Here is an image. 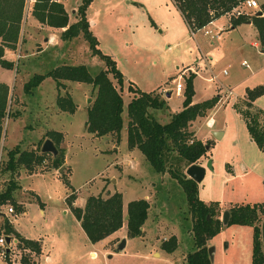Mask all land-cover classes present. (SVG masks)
Segmentation results:
<instances>
[{
  "label": "rangeland",
  "instance_id": "obj_1",
  "mask_svg": "<svg viewBox=\"0 0 264 264\" xmlns=\"http://www.w3.org/2000/svg\"><path fill=\"white\" fill-rule=\"evenodd\" d=\"M81 3L82 0L65 1L72 23L76 21L73 10ZM88 7V19L97 25L92 32L99 49L116 61L127 83L132 82L146 92L161 86L166 89L163 95L168 109L149 111L159 122L167 123L169 113L182 109L183 92L182 97L175 94L176 83L185 86L186 78L193 72L183 75L184 68L193 66L199 70L193 80L195 102L224 95V102L197 118L201 123L213 115V128L208 129L206 123L197 128L199 124L194 122L188 129L198 130V138L210 144L209 159L200 161L206 174L198 183V195L208 205L218 202L215 216L221 219L231 205L264 203V152L251 141L244 120L233 111L228 99L230 94L231 98L237 96L238 105L243 101L238 98H244L247 89L264 86V55H259V48L254 47L259 38L250 26L244 25L232 34L222 33L219 26L229 23L222 18L216 28L210 26L192 34L172 0H92ZM241 11L249 16L256 13L247 6ZM31 21L32 18L22 46L5 55L15 63L14 67L0 66V81L9 86L10 112L4 121L6 139L0 154L5 160L6 150L17 144L22 150H30L53 130L63 134L59 148L64 164L61 173V167L56 169L53 164L58 155L48 153L34 173L22 170L16 177L20 187L15 199L26 213L8 205L5 219L27 239L37 240L43 246L41 256L16 249L12 256L16 255L17 264H187L186 255L194 250L193 221L182 185L168 172L152 168L140 150L127 146L126 105L132 94L124 84L120 91L124 97V127L119 138L115 134L96 137L87 132V109L95 99L90 84L65 81L64 88L58 91L56 81L46 78L33 94L26 95L23 86L31 76L46 74L64 64H84L91 75L106 68V62L92 53L82 34L62 41L60 30L39 23L30 25ZM208 30L212 34L207 36ZM216 33H220L221 40L211 39ZM245 61L247 66L243 65ZM113 82L119 91L117 81ZM65 91L75 103L73 113L57 107L56 96L58 92L65 95ZM169 92L170 98L166 95ZM255 105L263 110L264 123V96ZM220 125L226 133L217 138L213 129ZM193 135L198 139L194 132ZM207 161H211L212 169ZM166 167L185 174L188 169L176 152L168 155ZM9 176L0 175V186ZM109 189L122 194L124 213L130 201L146 199L150 204L141 237L129 238L125 223L121 230L97 243L88 240L67 199L75 194L74 206L84 207L87 197H106ZM8 207L14 208V215L8 213ZM260 219L263 222L264 215ZM3 221L0 220V226ZM252 233L251 226L224 225L208 242V249H213L212 264H251ZM172 236L178 245L168 253L161 245ZM123 239L126 243L119 250ZM47 256L50 262L46 261ZM0 264L5 262L0 260Z\"/></svg>",
  "mask_w": 264,
  "mask_h": 264
},
{
  "label": "trees",
  "instance_id": "obj_2",
  "mask_svg": "<svg viewBox=\"0 0 264 264\" xmlns=\"http://www.w3.org/2000/svg\"><path fill=\"white\" fill-rule=\"evenodd\" d=\"M26 0H0V66L13 68L15 63L5 59L6 50H16L20 37L21 23L24 15V5ZM176 4L184 21L187 23L192 33L203 29L226 14L233 12L243 0H172ZM92 0H82L77 10V21L69 24V14L61 3L53 0H35L32 15L40 24L60 29L66 28L61 33V40H71L83 35L87 43L90 44L92 53L99 55L106 62V68L100 70L96 75H91L84 64L71 66L64 64L56 67L46 74H35L28 79L23 86L26 95L33 94L34 91L45 81L52 78L56 81L58 91L64 88L65 81L77 83H87L95 90V99L87 109L88 119L86 130L96 137L115 134L120 137L124 127V97L120 91L124 86L122 72L117 68L115 60L109 55L102 53L99 43L91 31V26L87 18V10ZM259 12L264 15V0L260 1ZM252 16L240 14L230 17L231 26L236 28L246 22H252L257 29L264 50V16ZM112 78H111V77ZM195 74L191 72L185 80L183 90V108L172 115L169 122L162 124L152 114L150 110H162L167 108L166 100L158 94L147 93L130 84L127 88L132 94V99L126 105L128 123L126 126L127 146L130 150H140L149 164L158 172H168L171 177L182 185L187 203L188 211L191 215L192 239H194V250L186 255L187 264H212L208 255V242L213 235L218 233L224 226L223 220L218 216L219 204L213 202L208 205L199 198V185L178 169L166 167L168 155L177 153L185 163V167L197 164L203 157H207L211 150L208 142H202L194 138L189 131L192 121L204 116L206 111L213 108L219 101V97H213L208 101L193 104V80ZM113 79L117 81L119 91L116 89ZM246 98L240 104H234V109L242 116L246 129L252 141L264 152V123H262L263 111L252 110L253 102L264 96V86H256L246 90ZM9 87L0 82V153L2 149V139L4 138V121L9 117ZM56 104L60 111L73 113L76 110L75 103L71 95L65 91V95L58 92ZM47 137L39 144L30 149L22 150L20 145H15L10 150H6V159L0 154V175L9 174L7 182L0 186V211L5 212V207L10 205L22 212L23 208L15 199V193L19 189L17 178L22 170L30 174L41 166L45 161L44 153H41L43 143L49 137L58 150V157H55L53 164L59 168L64 164L63 152L59 145L63 140V134L50 130ZM75 194L70 195L67 203L71 206L75 219L81 224L88 240L97 243L105 237L121 230L126 223L127 235L129 238H137L142 235L144 221L148 216L150 204L146 199L128 202L126 213L123 210V197L119 192L102 195H91L87 197L84 207L74 206ZM229 214L228 223L240 226H251L252 237V261L251 264H264L263 243L261 237V227L263 222L260 219L264 215V203L231 205L227 211ZM128 216L125 221L124 217ZM0 226V234L15 235L19 241V246L30 249L36 254L42 251V244L36 240L23 238L16 229L9 223L5 216ZM261 224V225H260ZM178 240L172 236L163 242L161 248L168 253L176 250ZM27 263L26 259H23Z\"/></svg>",
  "mask_w": 264,
  "mask_h": 264
},
{
  "label": "crops",
  "instance_id": "obj_3",
  "mask_svg": "<svg viewBox=\"0 0 264 264\" xmlns=\"http://www.w3.org/2000/svg\"><path fill=\"white\" fill-rule=\"evenodd\" d=\"M53 1H55V2H58V3H61L62 4V6L63 7H65V9H66V11H67V13L69 14V10H68V8L66 7V5H65V1H67V0H53ZM34 2H35V0H26L25 1V5H24V8H25V10H24V15H23V20H22V23H21V31H20V37H19V40H18V43H17V48L18 47H20V46H22L21 44L24 42V33L26 32V30H27V23H28V21H29V19H31L32 18V21L31 22H29V24L31 25V24H37V23H39L38 22V20L32 15V11H33V4H34ZM80 6V5H79ZM79 6H78V8H79ZM78 8L77 9H74L73 10V14H74V18L76 19V21H77V10H78ZM89 9V8H88ZM260 10H256V12H259ZM180 12V11H179ZM181 14V13H180ZM262 14L263 13H261V15L260 16H258V17H261L262 16ZM233 16V12H231V13H229V14H226L225 16H223V17H221V18H219V19H216V20H214L212 23H210V24H208V26H206V27H204L203 29H205V30H207L208 29V27H215L216 28V25L218 24V22L222 19V18H226L227 19V21L229 22L228 24H226L225 26H219V29H222L221 30V32L222 33H228V34H232V32H235V31H237L238 29H240L242 26H244V25H249L250 27L249 28H251L253 31H254V33L256 34V37L257 38H259V35H258V31H257V29L253 26V24H252V22H246V23H244V24H242V25H240V26H237L236 28H233L232 26H231V22H230V17H232ZM235 16V15H234ZM257 16V15H256ZM87 18H88V10H87ZM183 18V17H182ZM75 21V22H76ZM88 21H89V25L91 26L90 28H91V31H92V28L93 27H96L97 25H96V22L94 21V20H90V19H88ZM75 22H73V23H75ZM72 22H71V18H70V15H69V24H71ZM40 24V23H39ZM42 26H45V25H43V24H41ZM51 28H53V27H51ZM54 29H56V28H54ZM66 28H63L62 30H60V29H58V30H60V32L62 33L63 32V30H65ZM202 30V29H201ZM93 33V32H92ZM193 34V33H192ZM208 34H212V31L211 30H208V31H206L205 32V35H207L208 36ZM95 36V35H94ZM96 37V36H95ZM215 38H211L212 40H217V41H219V40H221L220 39V33H216V36H214ZM97 39V38H96ZM224 45L222 46V50L224 49ZM254 47L256 48V49H258L259 48V52H258V54L259 55H264V50L262 49V46H261V41H260V38H259V44L258 43H255L254 44ZM234 48H236V47H234ZM239 48H240V46L238 45V48H237V50H239ZM17 50V49H16ZM16 50H11V49H9V50H6L5 51V55H8V54H10V53H13V52H15ZM6 59V58H5ZM7 60V59H6ZM8 61V60H7ZM116 62V61H115ZM244 63V62H243ZM248 64V63H247ZM63 66V65H62ZM198 66V65H197ZM117 68H118V66H117ZM195 69L197 70V71H195ZM120 70V69H119ZM184 71H183V75H185L186 73H190V71H193V72H195L196 73V77L195 78H197L198 77V68H195V67H193V66H191V67H187V68H184L183 69ZM121 71V70H120ZM123 74V73H122ZM123 78H124V84L126 85V87L128 88V86L130 85V84H133V87H135V88H139L138 86L136 87L135 86V84L134 83H132V82H129V84L127 83V81H126V78L124 77V75H123ZM212 79V78H211ZM214 80V79H213ZM0 82H2V83H5V82H3V81H0ZM7 86H8V84L7 83H5ZM9 87V86H8ZM162 88V86L158 89V90H156V91H153V92H147V93H153V94H158V95H161V97L162 98H164L165 99V97H164V95H163V93H164V91L166 90V89H161ZM140 89V88H139ZM250 89V88H249ZM252 89V88H251ZM140 90H142V89H140ZM128 91V90H127ZM142 91H144V90H142ZM144 92H146V91H144ZM230 92H231V90H230ZM229 92V93H230ZM246 93V92H245ZM176 94V93H175ZM247 94V93H246ZM71 95V94H70ZM167 95V97L168 98H170L172 95H171V92H169V93H167L166 94ZM178 96H180V97H182V95L181 94H179ZM222 96H224V95H222V94H219V95H217V97H219V101H218V103H220V102H224V100H223V97ZM229 96V100H231L232 101V109H233V111H235L237 114H238V116L243 120V118H242V116L234 109V107H233V105L236 103L235 102V100H236V97L235 98H231L232 96H231V94L230 95H228ZM216 97V96H215ZM72 98V97H71ZM213 98V97H212ZM246 98V96L244 97V98H238V99H242V100H244ZM261 98V97H260ZM211 99V98H210ZM209 99V100H210ZM237 99V100H238ZM259 99V98H258ZM258 99H256L254 102H253V107L254 108H256V105H255V102L258 100ZM166 100V99H165ZM183 101H184V95H183ZM206 101H208V100H206ZM226 102H227V100H225ZM203 102H205V101H203ZM166 103L168 104V101L166 100ZM183 103V102H182ZM192 103L193 104H195V103H202V102H195L194 101V99H193V101H192ZM217 103V104H218ZM128 104V103H127ZM216 106V105H215ZM214 106V107H215ZM167 107H168V105H167ZM213 107V108H214ZM182 108H183V104H182ZM213 108H211L210 110H212ZM166 109H168V108H166ZM182 110V109H181ZM210 110H209V112H210ZM263 111V110H262ZM177 112H179V111H177ZM174 113H176V112H174ZM169 116L167 117L168 118V120L170 121V119H171V115H174V114H168ZM209 116V115H208ZM207 116V117H208ZM207 119V118H206ZM205 119V120H206ZM199 120V119H198ZM198 120L196 119V120H194V121H192V123L194 124V122L196 123L197 122V124H199V125H197V128H200V126H203V124H205L206 123V127L208 128V129H211V128H213L215 125H216V122H215V120H214V118H213V115H210V118L205 122V120H203V122H201V123H198ZM168 121V122H169ZM191 123V124H192ZM162 124H164V122L162 123ZM244 124H245V122H244ZM245 127H246V125H245ZM126 130V129H125ZM190 130H191V132L193 133L194 132V134L196 135V137L198 138V135H197V132H198V130H192V128L190 127ZM213 130H216V131H214L213 133H215V132H218V133H220L221 135H220V137L222 136V135H225V133H226V130H224V128H223V125H220L219 126V129H213ZM6 135V134H5ZM4 136V135H3ZM249 136H250V134H249ZM4 138L6 139V137L4 136ZM4 138L2 139V144H3V141H4ZM251 138V137H250ZM48 139H50V138H48ZM199 139V138H198ZM200 140V139H199ZM202 141V140H201ZM251 141H252V139H251ZM202 142H204V141H202ZM253 142V141H252ZM205 143V142H204ZM254 143V142H253ZM18 145V144H17ZM2 146V145H1ZM15 146V145H14ZM14 146H12V147H14ZM3 149V148H2ZM10 149H12V148H10ZM10 149H7V150H10ZM132 150H136V149H132ZM207 157H209V156H207ZM207 157H203L204 158V160L206 161V160H208L209 158H207ZM203 158L201 159V160H203ZM208 163H210L211 164V161H207V164ZM197 164H199V165H201L202 166V164H201V162H199V163H197ZM19 177V176H18ZM108 191V190H107ZM106 193V196H108V194H113V193H115V192H112V191H110V189H109V191L108 192H105ZM19 204H21L20 202H18ZM250 204H253V203H250ZM255 204V203H254ZM73 205H74V203H73ZM21 206H22V208H23V212L24 213H26L25 212V207L21 204ZM83 208V207H82ZM227 210H225L224 212H226ZM223 212V213H224ZM3 213V212H2ZM4 214H5V212H4ZM3 216V215H2ZM5 216H6V214H5ZM0 220H2V219H0ZM220 220H222V218L220 219ZM11 221V220H10ZM77 221V220H76ZM11 223V225L13 226V224H12V222H10ZM77 223L79 224V222L77 221ZM80 226H81V224H80ZM15 229H16V231L23 237V238H25V239H27L24 235H22L18 230H17V228L15 227V226H13ZM142 230H143V228H142ZM118 232V231H117ZM116 233V232H115ZM114 233V234H115ZM113 235V234H112ZM111 236V235H110ZM27 240H29V239H27ZM34 240V239H33ZM33 240H31V241H33ZM37 241V240H36ZM253 243V242H252ZM43 247V246H42ZM42 253H43V248H42V252L40 253V255L39 256H41L42 255ZM251 253H252V249H251ZM46 261H49L50 262V257L49 256H47L46 257Z\"/></svg>",
  "mask_w": 264,
  "mask_h": 264
},
{
  "label": "built area",
  "instance_id": "obj_4",
  "mask_svg": "<svg viewBox=\"0 0 264 264\" xmlns=\"http://www.w3.org/2000/svg\"><path fill=\"white\" fill-rule=\"evenodd\" d=\"M243 6H247L248 8L254 9V10H259L260 8V4L257 0H243V2L240 3L239 7H237L234 11H233V15L238 16L240 14H243V12L241 11ZM262 16H264L262 14ZM261 16V17H262ZM243 65L247 66V62L245 61L243 63ZM180 78L182 76H179ZM184 90V86L178 81L176 83V87H175V93L176 95H179L183 92ZM14 208L12 207H8V213L14 215ZM0 213H2L0 211ZM5 216V214L3 215ZM2 215H0V219L3 218ZM9 237L10 241L9 243L6 242V238ZM19 241L18 239L15 237V235H5V234H0V260L2 262H5V264H17V262H19V260H17L16 262V255L12 256L13 253L15 252V250L17 249H21L23 250V252H25V254H36L34 251H31L30 249L24 248V247H20L19 246ZM21 256V255H20ZM14 257V258H12ZM22 258V257H21ZM21 260V259H20ZM21 263V262H20Z\"/></svg>",
  "mask_w": 264,
  "mask_h": 264
},
{
  "label": "water",
  "instance_id": "obj_5",
  "mask_svg": "<svg viewBox=\"0 0 264 264\" xmlns=\"http://www.w3.org/2000/svg\"><path fill=\"white\" fill-rule=\"evenodd\" d=\"M256 15L257 16H260L261 15V12H258ZM214 135L217 138H220V135L221 134L218 133V132H215ZM41 153H44V154L52 153L54 156H57L59 152H58V150H57L54 142L51 139H48V140H46L43 143V145L41 147ZM207 166H208L209 169H212V166H211L210 163H208ZM62 169H63V167L60 168V172L61 173L63 172ZM186 174H187L188 178L192 179L196 183H200L204 179V177H205L206 167L201 166L199 164H193V165L189 166V168L186 171ZM0 215H4V213H0ZM228 217H229L228 212L227 211L224 212L223 213V216H222V220H223L224 225H227V223L229 221L228 220ZM127 219H128V216L126 215L124 217V220L126 221ZM261 237H262L263 254H264V222L262 224ZM9 241H10V238L7 237L6 238V242L9 243ZM125 243H126V241L123 239L121 245L119 246V250H122L123 249ZM212 252H213V249L212 248L208 249V255L211 258V261H212V257H211Z\"/></svg>",
  "mask_w": 264,
  "mask_h": 264
}]
</instances>
